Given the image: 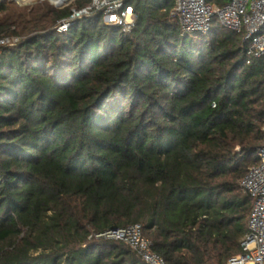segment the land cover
<instances>
[{
  "label": "trees",
  "instance_id": "1",
  "mask_svg": "<svg viewBox=\"0 0 264 264\" xmlns=\"http://www.w3.org/2000/svg\"><path fill=\"white\" fill-rule=\"evenodd\" d=\"M126 3L129 31L102 13L59 31L70 7L0 0V264H147L97 235L134 223L167 264L242 251L264 57L216 17L183 34L176 0Z\"/></svg>",
  "mask_w": 264,
  "mask_h": 264
},
{
  "label": "built area",
  "instance_id": "2",
  "mask_svg": "<svg viewBox=\"0 0 264 264\" xmlns=\"http://www.w3.org/2000/svg\"><path fill=\"white\" fill-rule=\"evenodd\" d=\"M106 2L101 5L108 6L105 9L107 23L129 31L135 21L133 5L126 0ZM92 5L94 1L91 6L74 9L69 17L59 22L57 29L67 30L75 18L87 14ZM172 13L178 17L183 34L207 33L213 17H216L222 26L244 34L250 57H264V0H230L224 5L208 0H176ZM10 40L6 38L1 42ZM247 62L250 63L251 58ZM257 154L259 161L248 168L240 181L242 190L252 198L247 231L241 241L242 251L230 257L227 264H264V146L258 149ZM97 235L126 241L147 264H167L160 254L152 250L141 223L108 229Z\"/></svg>",
  "mask_w": 264,
  "mask_h": 264
},
{
  "label": "rangeland",
  "instance_id": "3",
  "mask_svg": "<svg viewBox=\"0 0 264 264\" xmlns=\"http://www.w3.org/2000/svg\"><path fill=\"white\" fill-rule=\"evenodd\" d=\"M42 1H49L51 4H53L54 6H56L57 8H60V9L65 8V7H70L71 10L73 11L74 9L78 10L79 8L77 7V5H79L81 1H85V0H69V1L65 0V1H61V2H56V4L53 3L51 0H25V1L24 0H15V2L18 5H20V6L32 5V4H35V3H38V2H42ZM67 1H68L67 4L59 5V4L65 3ZM93 1H94V5H92V9H90V11L87 14H85V15L83 14V15H80V16L76 17L75 21H77L79 18L84 17V16H90V15H93V14L102 13L103 14V19L107 23V16H106V13H105V9L108 6L107 5H101V3H104V1H106V0H89V2L84 5V7L85 6H91ZM106 3L109 4L110 3L109 0H107ZM70 26H68V28ZM10 39L11 40L9 42H6V43H10V42L15 43L19 39H21V37H19V36L16 37L15 36V37H11Z\"/></svg>",
  "mask_w": 264,
  "mask_h": 264
},
{
  "label": "bare ground",
  "instance_id": "4",
  "mask_svg": "<svg viewBox=\"0 0 264 264\" xmlns=\"http://www.w3.org/2000/svg\"><path fill=\"white\" fill-rule=\"evenodd\" d=\"M25 1V0H24ZM53 3H55L56 4V2H61V1H65V0H51ZM69 1V0H68ZM68 1L67 2H65L64 4H62V5H65V4H67L68 3Z\"/></svg>",
  "mask_w": 264,
  "mask_h": 264
}]
</instances>
